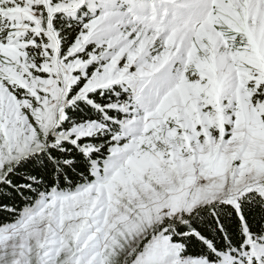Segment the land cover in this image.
<instances>
[{
	"label": "snow or ice",
	"instance_id": "obj_1",
	"mask_svg": "<svg viewBox=\"0 0 264 264\" xmlns=\"http://www.w3.org/2000/svg\"><path fill=\"white\" fill-rule=\"evenodd\" d=\"M0 264H264V0H0Z\"/></svg>",
	"mask_w": 264,
	"mask_h": 264
}]
</instances>
